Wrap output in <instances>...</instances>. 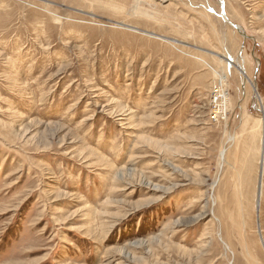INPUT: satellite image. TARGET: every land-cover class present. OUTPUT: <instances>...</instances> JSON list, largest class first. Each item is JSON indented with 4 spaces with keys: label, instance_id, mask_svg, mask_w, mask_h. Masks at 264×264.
<instances>
[{
    "label": "rangeland",
    "instance_id": "1",
    "mask_svg": "<svg viewBox=\"0 0 264 264\" xmlns=\"http://www.w3.org/2000/svg\"><path fill=\"white\" fill-rule=\"evenodd\" d=\"M263 107L264 0H0V264H264Z\"/></svg>",
    "mask_w": 264,
    "mask_h": 264
},
{
    "label": "bare ground",
    "instance_id": "2",
    "mask_svg": "<svg viewBox=\"0 0 264 264\" xmlns=\"http://www.w3.org/2000/svg\"><path fill=\"white\" fill-rule=\"evenodd\" d=\"M224 18V20L226 21V22H228L229 24H230V21H228V19H227V17L226 16H224L223 17ZM237 27H239V26H237ZM239 32H240V34H244L245 35V32H244V30H243V28L242 27H239V28H236ZM152 36H154V37H156L155 35H152ZM159 39H161V41L163 40V41H165L166 43H170L171 45L172 44H174V45H182V43L181 42H179L178 40H175V39H171V38H166L165 36L164 37H161V38H159ZM210 54H213L215 57H217L218 58V60H219V62L221 63V64H232L233 65V67L243 76V78H244V80H245V83L244 84H246V83H248L249 85H251L252 86V88L254 89V91H255V96H256V98L258 99V100H262V98H261V96H260V94H259V92H258V90H257V88H256V85L254 84V82H253V80H252V78L249 76V74L246 72V69H244V67H245V63L244 64H242V63H240L239 61H240V59L237 61V59H235V60H232V59H229V57L228 56H226V55H217V54H215V53H213V52H209ZM234 59V58H233ZM242 59H243V62H245L246 61V59H245V57H242ZM200 61H202L201 59H200ZM242 61V60H241ZM212 70V69H211ZM225 70V69H224ZM215 72V74L216 75H220L219 74V72H217V71H214ZM225 73V72H224ZM224 75V74H223ZM223 75L221 76V79H222V81H225V79H226V76L224 75V77H223ZM261 110H262V113L264 114V107L263 108H261ZM261 112V111H260ZM135 116V115H134ZM134 116H131L130 115V117H129V119L128 120H131L132 118H134ZM135 119H136V116H135ZM136 121V120H135ZM132 122V124H133V121H131ZM262 148L260 149V157H259V183H258V189H257V199H256V210L258 211L259 209H261V206H262V198H263V175H264V116H263V119H262ZM28 130V129H27ZM45 130H46V128H45ZM27 132V131H26ZM25 132V133H26ZM40 133H42V132H40ZM50 148V147H49ZM221 156L223 157L222 158V161H225V154H224V151H222L221 152ZM122 172V171H121ZM120 173V172H119ZM119 176V175H118ZM156 189H158V188H156ZM161 189H163L162 187H161ZM165 191H166V193H167V191H169V189H164ZM166 195V194H165ZM155 199V198H154ZM161 199V197H159V199L158 200H160ZM156 202V201H155ZM199 218V217H198ZM197 221L198 220H194V222L195 223H197ZM261 221V220H260ZM186 226V225H185ZM110 230V229H109ZM161 235V234H160ZM153 240V239H152ZM155 241H156V239H154ZM153 240V241H154ZM158 241V240H157ZM147 244V242H145V241H138V242H135L133 245L131 244V246H134V247H140V246H143V245H146ZM127 247L128 246H126L125 248H122V249H119L120 251H121V254H125V255H127L126 256V258L127 259H129L130 257H132V259L133 260H135V261H137V262H147V260L144 258V259H138V258H136L137 256H135V255H133V254H131V252L129 253V250L127 249ZM147 248V247H146ZM116 252V251H115ZM120 253V252H119ZM144 257V256H143ZM142 258V257H141Z\"/></svg>",
    "mask_w": 264,
    "mask_h": 264
},
{
    "label": "built area",
    "instance_id": "3",
    "mask_svg": "<svg viewBox=\"0 0 264 264\" xmlns=\"http://www.w3.org/2000/svg\"><path fill=\"white\" fill-rule=\"evenodd\" d=\"M214 91L211 96V110L209 113L210 121L213 124H223L229 120V93L226 92L224 81L215 83Z\"/></svg>",
    "mask_w": 264,
    "mask_h": 264
},
{
    "label": "water",
    "instance_id": "4",
    "mask_svg": "<svg viewBox=\"0 0 264 264\" xmlns=\"http://www.w3.org/2000/svg\"><path fill=\"white\" fill-rule=\"evenodd\" d=\"M225 14L223 13V16H224ZM232 26H235V28H239V27H237L236 25H234V24H231Z\"/></svg>",
    "mask_w": 264,
    "mask_h": 264
}]
</instances>
